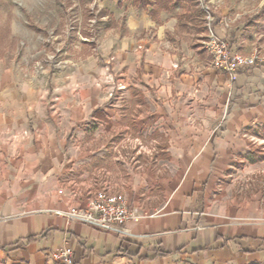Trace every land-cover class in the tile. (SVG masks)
Segmentation results:
<instances>
[{
  "label": "crops",
  "instance_id": "obj_1",
  "mask_svg": "<svg viewBox=\"0 0 264 264\" xmlns=\"http://www.w3.org/2000/svg\"><path fill=\"white\" fill-rule=\"evenodd\" d=\"M185 9L133 11L129 29L153 41L133 52L108 42L75 69L0 61V264H59L52 254L66 243L81 264H264V207L226 214L208 203L264 126V70L213 67L208 30L185 22ZM260 29L246 35L244 23L235 38ZM125 55L137 59L133 85ZM130 128L149 145L135 163L124 150ZM101 188L124 192L142 215L125 223L130 235L52 211L85 207Z\"/></svg>",
  "mask_w": 264,
  "mask_h": 264
},
{
  "label": "rangeland",
  "instance_id": "obj_2",
  "mask_svg": "<svg viewBox=\"0 0 264 264\" xmlns=\"http://www.w3.org/2000/svg\"><path fill=\"white\" fill-rule=\"evenodd\" d=\"M135 4L134 0H0V61H12L23 72L47 71L52 74L75 69L77 63L90 55H101L104 44L114 40L122 42L126 52H133L139 39L153 41V32L139 35L128 27L133 11L146 9ZM204 4L209 6L215 19L229 20L230 26L226 27L229 30L221 32L224 37L219 36L229 42L233 51L259 57L257 64L240 70L247 72L254 67L264 70V29L245 39L235 38V34L244 30V23L260 13L264 0H205ZM199 7L208 24L207 12L200 1ZM261 16L259 21L264 25V13ZM213 28L216 30L215 20ZM125 56L122 60L124 73L133 85L137 59L129 60ZM100 61L104 63L105 59L101 57ZM109 65V70L117 77V68ZM126 134L124 150L130 162L135 163L138 151L148 150V141L143 142L145 148H142L133 128L127 129ZM253 134L249 148L264 153V126ZM160 144L153 143V157L154 147ZM153 162L160 166L154 158ZM231 168L234 171L225 174L224 183L215 187L208 203L216 211L226 214L235 209L242 210L251 203L264 207V159L254 163L239 159L238 164H231Z\"/></svg>",
  "mask_w": 264,
  "mask_h": 264
},
{
  "label": "built area",
  "instance_id": "obj_3",
  "mask_svg": "<svg viewBox=\"0 0 264 264\" xmlns=\"http://www.w3.org/2000/svg\"><path fill=\"white\" fill-rule=\"evenodd\" d=\"M199 1L207 12L208 34L204 45L212 56V66L234 76L241 68L257 64L259 57L233 51L229 42L219 36L213 28L215 18L209 6H205V0ZM221 23L225 27L230 26L227 19ZM52 211L71 222L85 223L106 232L127 235L131 232L125 227V223L142 217L138 210L129 204L128 196L124 192L110 191L106 188L92 192L87 198L85 207L70 205L67 208H57ZM52 255L59 264H81L75 260L74 248L69 243L63 244Z\"/></svg>",
  "mask_w": 264,
  "mask_h": 264
},
{
  "label": "trees",
  "instance_id": "obj_4",
  "mask_svg": "<svg viewBox=\"0 0 264 264\" xmlns=\"http://www.w3.org/2000/svg\"><path fill=\"white\" fill-rule=\"evenodd\" d=\"M134 2L137 5H142L146 9H149L152 7L150 10L151 13L153 11H156L157 9H172L173 7L181 6L186 8L185 10V17L186 21H191L193 22V25L196 27V29L201 30L202 28L208 30L206 21L203 19V13L201 8L199 7V0H134ZM135 4V5H136ZM262 13H264V5L260 11V13H257L255 16L251 17L247 22L246 26L248 27L249 32H246V35L251 33V29L254 27H257L260 24V18H262ZM205 24V25H203ZM260 153V154H259ZM247 160L250 161L251 163L257 162L259 160L264 159V153L261 151L253 150L247 153L246 156Z\"/></svg>",
  "mask_w": 264,
  "mask_h": 264
}]
</instances>
